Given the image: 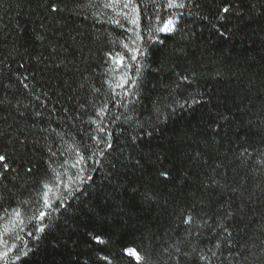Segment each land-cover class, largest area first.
Wrapping results in <instances>:
<instances>
[{"label": "trees", "instance_id": "trees-1", "mask_svg": "<svg viewBox=\"0 0 264 264\" xmlns=\"http://www.w3.org/2000/svg\"><path fill=\"white\" fill-rule=\"evenodd\" d=\"M132 3L0 0V264H264V0Z\"/></svg>", "mask_w": 264, "mask_h": 264}, {"label": "snow or ice", "instance_id": "snow-or-ice-1", "mask_svg": "<svg viewBox=\"0 0 264 264\" xmlns=\"http://www.w3.org/2000/svg\"><path fill=\"white\" fill-rule=\"evenodd\" d=\"M103 3V7L104 8H111V9H115L117 7H121L122 11L120 12V15H122L124 17V19L129 20V22L132 25H139L140 22V18H139V11H138V7L132 3V0H102ZM153 3V8L156 7V3L155 0H152ZM166 7L167 8H183L185 7V4L183 3V0H167L166 3ZM123 9H130V12H125L123 11ZM59 9L57 8V6L55 4H53L52 6V11H58ZM229 11L228 7H224L223 8V12L227 13ZM146 19L148 17H145ZM156 21H158V25L154 28L149 30V35L151 36V32L154 30L155 32H172L174 30L175 27V22L173 19H166V20H161L160 16L157 14L156 16ZM112 23L117 24L120 27H123V25L121 24L120 20H112ZM128 31H132V29H128ZM137 39L138 40H142L143 37L139 36L137 34ZM137 40H133L132 44L136 45ZM124 49L127 50V52L131 53L130 56L128 57H124L121 56L119 53H117L112 59H113V64L115 65V67L112 68V71L115 72L118 68L121 70V75L118 79V81L116 82V87L117 88H125L126 85H128L129 83L135 84V78L133 76H131L130 74V69L133 68V64L131 63L132 61H137V58L139 55L143 54V49L140 47H129L128 44L123 45ZM136 76H139V68H136ZM183 79H187V77H184ZM124 95H127V91H125L123 93ZM193 103H196V100L192 101ZM105 110L103 108H101L100 110V115L104 116ZM100 132H104L105 129L103 127L99 128ZM150 135V134H149ZM101 142L104 143V146L106 148H112L111 143H108L107 141H101L100 139L96 140L97 145H99ZM102 153V150H101ZM92 155H96L95 152L92 153ZM87 159H91V156L85 158L83 155H79L78 159L76 160L75 163L72 164L73 168H76L79 164L81 163H86ZM0 165L3 166V168L6 170L8 168V164H7V157L4 155H0ZM31 171V170H29ZM82 171V169H81ZM162 175L166 176L167 173H162ZM56 179H59V177H57ZM82 178L77 177L76 179L72 180L71 183H77L78 180H80ZM61 183H63V181H61ZM54 185L52 184H45V188L46 189H50L51 187H53ZM68 187H70V185H68ZM75 192V188H70V194ZM49 194L48 192L44 193V207L40 210H38V215H34L33 216V220H39L41 222L40 226L37 227V225L35 223L32 224V227L39 232H45L46 228H50L52 226V221H51V216L53 215V213L55 211H57L63 204V201H61L60 203L56 204L55 206H53L51 203H49ZM44 209H49V211H45ZM15 215L19 216L20 213L16 210H14ZM7 214V213H6ZM189 220H191V218L189 217ZM29 236L33 235V232H29L28 233ZM94 239L99 242V243H103V241L101 240V238L99 236L94 237ZM219 246V245H217ZM126 252L129 256H132L135 258V260L138 262L143 261V264H147V257L146 256H141L135 249H126ZM8 255L7 252H3L0 253V258L6 257ZM28 252L23 251L20 252L18 251L15 258L17 260H20L21 256H27ZM213 255H215V253H213ZM202 260H207L208 257L206 256H200L199 257ZM105 261H108V257H104L103 258Z\"/></svg>", "mask_w": 264, "mask_h": 264}]
</instances>
